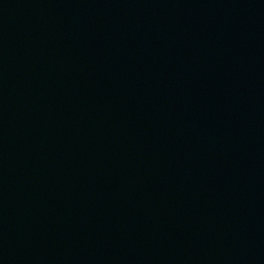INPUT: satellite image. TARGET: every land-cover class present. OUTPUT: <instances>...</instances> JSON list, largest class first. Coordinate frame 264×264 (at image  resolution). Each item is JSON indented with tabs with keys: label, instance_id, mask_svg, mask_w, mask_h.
I'll list each match as a JSON object with an SVG mask.
<instances>
[{
	"label": "water",
	"instance_id": "obj_1",
	"mask_svg": "<svg viewBox=\"0 0 264 264\" xmlns=\"http://www.w3.org/2000/svg\"><path fill=\"white\" fill-rule=\"evenodd\" d=\"M0 264H264V0H0Z\"/></svg>",
	"mask_w": 264,
	"mask_h": 264
}]
</instances>
